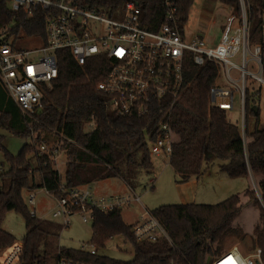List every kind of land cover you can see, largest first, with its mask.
I'll use <instances>...</instances> for the list:
<instances>
[{
    "label": "trees",
    "instance_id": "trees-1",
    "mask_svg": "<svg viewBox=\"0 0 264 264\" xmlns=\"http://www.w3.org/2000/svg\"><path fill=\"white\" fill-rule=\"evenodd\" d=\"M90 7L109 11L127 1L136 2L142 10V26L153 32L166 21L168 0H83ZM173 1V0H172ZM177 5L178 26H187L196 0H174ZM239 10V0H219ZM264 7V0H257ZM12 27L14 46L25 38L46 42L45 13L39 11L28 18L23 12H13L10 0H0V30ZM59 75L52 88L47 89L43 111L35 120L23 114L0 83V131H6L28 141L18 155L4 146L5 135L0 133V152L5 156L7 169L0 174V253L16 242L4 229L8 213L20 214L25 222L24 251L21 264H49L54 241L64 229L61 225L34 216L25 203L26 194L45 190L54 198L62 195L64 181L70 189L90 186L96 182L120 178L131 188L139 186L144 174H151L154 164L146 143V131L154 130L167 113V102L154 101L145 117L120 116L110 108L109 98L97 85L109 73L105 59H91L79 66L67 50L59 51ZM218 75L214 64L199 67L187 55L184 63L186 92L172 111L171 127L175 135L173 153L169 160L177 184H186L206 173L205 164L220 162V170L230 178L259 179L264 201V128L259 127L260 110L256 113L251 101L247 105V150L239 127L231 124L224 110L212 108L210 90ZM91 132H86L90 123ZM63 134L68 163L65 177L59 174L46 156H40V146L53 132ZM245 195L260 209L256 238L264 263V207L253 187ZM239 194L216 204L164 205L151 211L172 238L180 255L166 241L156 244L137 243L131 233L132 225L123 220V210L109 213L95 211L91 243L99 249L114 237L122 236L136 250L134 260L120 261L104 256H92L81 250L60 247L61 256L86 264H170L177 256L188 264H206L209 257L220 255L227 240L241 238L243 232L233 228L241 215ZM58 253V252H57ZM59 254L57 255V259Z\"/></svg>",
    "mask_w": 264,
    "mask_h": 264
},
{
    "label": "built area",
    "instance_id": "built-area-1",
    "mask_svg": "<svg viewBox=\"0 0 264 264\" xmlns=\"http://www.w3.org/2000/svg\"><path fill=\"white\" fill-rule=\"evenodd\" d=\"M165 23L157 32L142 26V10L134 1L116 5L109 11L90 7L83 0H10L13 12H23L32 18L39 11L45 13L46 42L36 49H17L15 37L8 36L12 27L0 30V83L20 111L35 120L43 111L47 89L58 78L59 51L67 50L79 66L91 59H105L109 73L97 89L109 98L110 108L120 116L145 117L154 101L167 102L169 109L158 126L146 131V143L152 158L170 160L175 143L170 119L172 111L186 92L184 63L191 55L195 65L214 64L218 75L210 90L212 108L234 111L240 104L242 120L240 133L247 150V105L258 107L260 90L264 87V7L257 0H239V10L231 15L217 45L204 38L189 35L178 26L177 5L167 1ZM27 39V38H25ZM33 39V38H32ZM259 87V89H257ZM94 129L95 123L87 128ZM52 134L59 142H44L40 156H46L54 167L62 153L63 134ZM251 177L254 176L252 173ZM254 191L264 207L259 183ZM62 195L56 199L52 219L63 228L69 227L74 216L83 223H93L95 211L109 213L131 206V197L96 196L90 186L70 189L61 185ZM35 192L26 194L29 204L36 210ZM136 201L141 202L136 196ZM32 214L36 215L33 211ZM131 233L137 243L156 244L166 241L180 255L172 238L160 221L146 211L132 225ZM23 242H15L0 253V264H21ZM82 252L99 256V248L92 243ZM57 264H86L61 256ZM170 264H188L177 256ZM206 264H264L260 248L254 254L243 255L234 246L229 252L209 257Z\"/></svg>",
    "mask_w": 264,
    "mask_h": 264
},
{
    "label": "rangeland",
    "instance_id": "rangeland-1",
    "mask_svg": "<svg viewBox=\"0 0 264 264\" xmlns=\"http://www.w3.org/2000/svg\"><path fill=\"white\" fill-rule=\"evenodd\" d=\"M235 13V10L224 5L219 0H196L192 8L186 31L189 35H195L204 38L210 45H217L222 37V32L227 24L228 18ZM41 43L32 38L23 39L16 45L17 49H36ZM259 89V87H257ZM259 100V127L264 128V87L260 90ZM240 104L236 101L234 111L228 112V120L231 124L241 127L242 120L240 117ZM255 126V119L250 123V130ZM93 129L87 128L86 132ZM5 135V148L13 155H18L23 146L28 142L6 131H0ZM56 135V134H55ZM54 134L49 135L50 143L59 142ZM154 170L151 174H144L139 181V186L131 188L126 186L120 178H112L107 181L94 183L91 185L93 193L101 197L125 196L131 197L133 202L131 207L123 208V220L126 224L132 225L138 218L148 209L152 211L164 205H177L176 185L177 177L170 166L168 158H152ZM68 156L62 153L55 169L59 174L65 177ZM7 169L5 156L0 152V174ZM206 173L200 177V195H204L207 205L219 204L233 195L239 194L242 199V212L234 221L232 227L240 229L243 232L241 238L233 237L227 240V243L220 255L226 254L234 246H237L243 255L254 254L257 249L256 231L260 223V209L255 206L254 202L249 200L245 192L250 188H254V182H259L255 176L250 178H230L220 170V162L214 160L210 164H205ZM154 181V183L152 182ZM98 194H96V193ZM36 195V210H33L29 204L28 197H25V203L31 213L36 212L40 219H44L56 223L52 219V211L56 205V199L48 194L45 190H38ZM136 196L141 200L136 201ZM146 208V209H145ZM4 229L11 233L16 242H23L26 234V226L23 217L16 213H8L4 221ZM93 229L92 223H83L80 216H74L69 227H65L59 237L53 239L54 247L52 257L49 264H57V255L59 248H68L82 250V248L90 247ZM99 256L109 257L120 261L130 262L134 260L136 250L133 244L122 236L112 238L103 249H99Z\"/></svg>",
    "mask_w": 264,
    "mask_h": 264
},
{
    "label": "crops",
    "instance_id": "crops-1",
    "mask_svg": "<svg viewBox=\"0 0 264 264\" xmlns=\"http://www.w3.org/2000/svg\"><path fill=\"white\" fill-rule=\"evenodd\" d=\"M105 181H107V180H105ZM152 182L154 183V181H152ZM96 183H99V182H96ZM126 186H128V185H126ZM90 187H91V185H90ZM108 195L110 197H117V196H113L111 194H108ZM98 196H100V195H98ZM118 197H125V196L119 195ZM176 198L178 200V204H192V203L206 204L207 203L205 200H203V199H206L205 196L204 195H200V178L199 179H195L194 178V179L190 180V182H188L186 184H177L176 185ZM140 204H141V202H140ZM127 208H129V207H127ZM146 210L149 211L148 209H146ZM149 212H151V211H149ZM140 217H141V215L138 216L137 220L134 223H136L138 220H140Z\"/></svg>",
    "mask_w": 264,
    "mask_h": 264
},
{
    "label": "water",
    "instance_id": "water-1",
    "mask_svg": "<svg viewBox=\"0 0 264 264\" xmlns=\"http://www.w3.org/2000/svg\"><path fill=\"white\" fill-rule=\"evenodd\" d=\"M254 111L257 113L258 112V107H255L254 108Z\"/></svg>",
    "mask_w": 264,
    "mask_h": 264
}]
</instances>
